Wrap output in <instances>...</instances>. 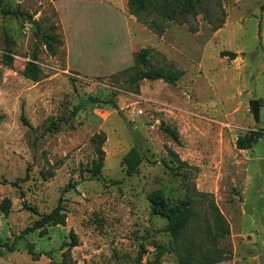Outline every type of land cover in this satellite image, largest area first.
I'll return each instance as SVG.
<instances>
[{"label": "rangeland", "instance_id": "374dc122", "mask_svg": "<svg viewBox=\"0 0 264 264\" xmlns=\"http://www.w3.org/2000/svg\"><path fill=\"white\" fill-rule=\"evenodd\" d=\"M144 1L133 15L127 0H0V264H146L157 246L161 264L213 246L229 252L213 264H264V0H194L195 16ZM50 35L63 42L52 52ZM140 49L146 68L183 75L132 83ZM89 97L116 108L88 102L70 117ZM59 201L62 224L22 233ZM212 206L228 228L214 239Z\"/></svg>", "mask_w": 264, "mask_h": 264}, {"label": "trees", "instance_id": "16d2710c", "mask_svg": "<svg viewBox=\"0 0 264 264\" xmlns=\"http://www.w3.org/2000/svg\"><path fill=\"white\" fill-rule=\"evenodd\" d=\"M127 5L129 7L130 12L133 15H138L140 13H143L148 10V5L144 0H127ZM264 4L261 6V9H263ZM1 14L3 16L10 14L12 16H20V17H27V15L23 12H20L18 10L15 11H8V10H1ZM179 14L182 16H186L190 14L191 16L196 15V9L194 6V0H180V6H179ZM52 43H54L57 46L62 45V41L58 38H56L53 35L47 36L44 44L48 51H53ZM148 50L147 49H140L134 56V60L136 63H139L143 66L142 69L136 72L135 76L132 78V83H135L140 80H163L166 83L174 84L182 75V71H175V70H168L166 72H161L157 69H151L146 68L148 63ZM221 57H228L230 60H233L235 58V54L231 52H221ZM6 61L10 63L11 59L6 56ZM88 102L92 104H103V105H111L113 108H116V104L113 102L112 98H108L105 100H99L97 98L89 97L85 100H81L77 106L73 108V110L70 113V117H74L76 113ZM21 120L26 123L24 118H21ZM50 129L56 130L58 129V124H51ZM165 132L174 140L177 141L176 134L166 129ZM245 138H238L237 139V148L238 149H246L249 147V145L246 144ZM97 152V158L96 161L92 163L91 169H90V177H97L100 174V171L103 167V152L100 148L96 149ZM159 192H153L148 196L149 203L151 205V212L154 213L157 210V207H159L162 204V200L159 196ZM191 201L187 200V209H184V215L183 217L177 221L172 229H171V235L173 237V240L175 243L179 241V239L182 237L184 230H186L188 222L190 220V217L192 215L191 210ZM10 208V202L8 199H3L0 202V211L3 214H7ZM24 208L32 213H36V208L29 207L24 205ZM61 211V204L60 201L58 202L57 206L49 213L42 215L30 229L24 230L22 233L27 234L29 232H32L33 230L40 229L43 226L47 224H55L60 225L62 224V214ZM212 215L214 218V224H213V239L216 236H225L228 234V228L223 222L222 217L220 216L217 208L215 206H212ZM157 255L153 260H150L146 262V264H161L158 260V256L168 251L167 248H164L163 246H157L156 247ZM27 253L31 256H34L33 250L30 247L27 249ZM227 250L217 248L213 246L212 248H207L204 252L199 253L198 256L193 255L189 250H187V258L183 255H178V264H213L217 263L223 260L228 259ZM135 264H140V256L136 259Z\"/></svg>", "mask_w": 264, "mask_h": 264}, {"label": "water", "instance_id": "95a60500", "mask_svg": "<svg viewBox=\"0 0 264 264\" xmlns=\"http://www.w3.org/2000/svg\"><path fill=\"white\" fill-rule=\"evenodd\" d=\"M249 107L251 110V114L255 121L259 120V102L256 100H252L249 102Z\"/></svg>", "mask_w": 264, "mask_h": 264}]
</instances>
